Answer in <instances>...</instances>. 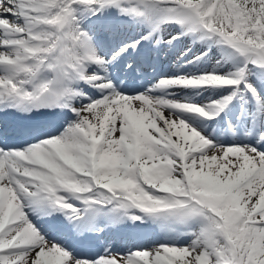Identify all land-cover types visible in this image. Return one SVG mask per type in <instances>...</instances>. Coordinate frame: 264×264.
<instances>
[{"label":"snow or ice","instance_id":"1","mask_svg":"<svg viewBox=\"0 0 264 264\" xmlns=\"http://www.w3.org/2000/svg\"><path fill=\"white\" fill-rule=\"evenodd\" d=\"M0 264H264V0H0Z\"/></svg>","mask_w":264,"mask_h":264}]
</instances>
